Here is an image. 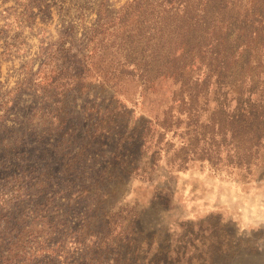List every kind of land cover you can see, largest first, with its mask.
Listing matches in <instances>:
<instances>
[{"label": "rangeland", "instance_id": "rangeland-1", "mask_svg": "<svg viewBox=\"0 0 264 264\" xmlns=\"http://www.w3.org/2000/svg\"><path fill=\"white\" fill-rule=\"evenodd\" d=\"M179 1L195 15L205 5ZM131 3L126 28L139 39L95 33L121 28ZM137 9L142 18L132 0H0V264H264V130L253 141L233 88L214 84L220 70L258 77L252 99L264 103V58L252 68L251 45L235 65L245 50H231L223 70L225 49L207 35L179 75L153 80L150 50L168 59L179 22L162 0ZM219 9L231 17L218 3L208 13ZM94 37L105 49L91 51Z\"/></svg>", "mask_w": 264, "mask_h": 264}, {"label": "trees", "instance_id": "trees-1", "mask_svg": "<svg viewBox=\"0 0 264 264\" xmlns=\"http://www.w3.org/2000/svg\"><path fill=\"white\" fill-rule=\"evenodd\" d=\"M132 2L134 11L139 12V15L137 17L142 18L143 11L141 12L140 9L139 11L137 9V5H139L142 0H132ZM162 2L165 3L167 8L166 12L169 13V15L166 16H170L169 18L171 19H176L175 24L178 22L179 23L173 28L172 26L171 28H168L169 30H171L168 39L170 48V51L167 52L168 59L158 58L160 54V49L158 46L153 51L150 50L151 63H153L154 67L148 72H151V74H153V72L156 70V76L152 75L154 77H152L153 80L158 76H163L164 72L166 74L169 73L170 76H173L172 74L179 75V72H181V69H179V67L177 66L179 61H181V59H184L189 54L191 49L195 46H198L201 40L207 35H209L208 45L210 44L211 48L219 46L225 49L223 56H219L220 60L218 61L223 70L230 71L231 68L228 67V64L231 60L236 59L234 56L229 55V51L234 50V53L237 54L240 51V48H243V51L245 50L244 52H242L243 54L238 55L237 60H235V63H238L235 65L241 66L243 61L250 59L251 55H249L248 58L244 59V54H252L253 51H251V45H253L256 55L255 66L252 68L256 69L262 62L261 59L264 58V0H204L205 5L200 8V13L197 15L187 11L189 10L188 8L192 7L188 3H185V5L181 7V2L179 0H162ZM217 3L222 4L225 8L229 9L231 14L230 18H228L225 10L222 11L221 9L217 10L216 14H214V12L211 14L208 13L209 10ZM237 3L239 4L238 10H236V7L238 6ZM160 6H162V3L158 4V7ZM131 9L132 3L127 6L125 10H123L121 16L118 18V23L122 24L121 28L120 24L116 26L117 29H114V26L112 25H103L100 29L96 30L95 33L103 35L104 39L106 37V42L109 41L110 37H115V34L119 30L123 32L122 36H124V40L126 42L133 41L134 38L139 39V36L141 35L140 29H138L139 32L137 34H131L132 31H128V29L126 28V19L128 18ZM240 9L243 10L242 13ZM214 15H217L216 21L214 20ZM138 23L140 26L142 24V21H139ZM208 30L210 31L208 32ZM221 31L224 32L219 35L218 32ZM230 35H232V37ZM211 39L213 41H211ZM94 41L97 44L95 46L93 45L91 49L92 52L96 53L97 47L105 49L103 43H100L101 41H99L96 37L92 39L93 44ZM145 50V48H142L140 52L143 53L145 52ZM178 51L181 52V55H179L178 59H176L174 57H176L175 54ZM227 51L229 56L228 59L226 53ZM126 55L138 56L139 53H137L136 50L132 49L126 51ZM162 61H164L165 63H169V66L166 70L162 69V67H158V65L163 64ZM51 62L52 59L49 58L44 62L43 67L50 65ZM132 62H134V64H132V70H122V72L129 77H133L132 75H134L135 69L138 68V62H136V60H132ZM187 64L188 63L185 62V64L182 66V69H184ZM122 67H124V65H122ZM222 74L223 71L220 70L219 77H214V84L216 86L215 93L220 91V89L224 86H228L231 89L233 88L234 92L236 93L234 110H240L242 121L246 122L248 126L255 127V133H253L254 139L252 140L255 142H259L262 136L261 130H264V103L261 99H252V95L255 94L256 88L258 87V85H256V83L253 81L258 77H241L239 73L238 76L240 77H222ZM114 78L115 77L108 78L102 76V78H100L98 82L112 87L116 85V81H113ZM211 78L212 77H206V79L204 80V84L207 85ZM49 79H51L50 83L53 84L54 78L50 77ZM248 82L251 86L248 88V90L245 91L244 88L246 85H248ZM146 83L147 81L143 82V84ZM182 83L186 84V81L182 80ZM195 85H197V83H195ZM245 94H247L246 97ZM224 96H226V94H224ZM224 99H226V97ZM246 113H248L249 117L245 115ZM185 159H181L178 168L183 167V164H185L186 162Z\"/></svg>", "mask_w": 264, "mask_h": 264}]
</instances>
